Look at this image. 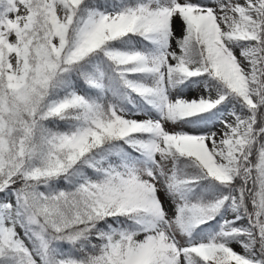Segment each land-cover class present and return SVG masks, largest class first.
<instances>
[{"label":"snow or ice","instance_id":"snow-or-ice-1","mask_svg":"<svg viewBox=\"0 0 264 264\" xmlns=\"http://www.w3.org/2000/svg\"><path fill=\"white\" fill-rule=\"evenodd\" d=\"M0 264H264V0H0Z\"/></svg>","mask_w":264,"mask_h":264}]
</instances>
